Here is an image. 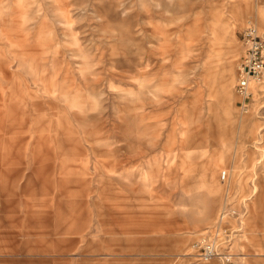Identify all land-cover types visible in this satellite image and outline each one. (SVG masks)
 Instances as JSON below:
<instances>
[{
  "label": "rangeland",
  "instance_id": "rangeland-1",
  "mask_svg": "<svg viewBox=\"0 0 264 264\" xmlns=\"http://www.w3.org/2000/svg\"><path fill=\"white\" fill-rule=\"evenodd\" d=\"M250 24L264 0H0V264H205L228 188L234 264H264Z\"/></svg>",
  "mask_w": 264,
  "mask_h": 264
},
{
  "label": "built area",
  "instance_id": "built-area-1",
  "mask_svg": "<svg viewBox=\"0 0 264 264\" xmlns=\"http://www.w3.org/2000/svg\"><path fill=\"white\" fill-rule=\"evenodd\" d=\"M241 44L244 55L238 64L235 93L247 103L253 94V86L261 83L264 77V34L255 24H250L242 32ZM243 107L246 105L243 104ZM234 197L236 195L228 188L215 223L192 243L190 257L196 262L234 264L237 261L238 255L233 252L234 242L243 230L242 220L248 211L244 205L241 209L236 208L232 203ZM233 220L240 229L230 226Z\"/></svg>",
  "mask_w": 264,
  "mask_h": 264
},
{
  "label": "crops",
  "instance_id": "crops-1",
  "mask_svg": "<svg viewBox=\"0 0 264 264\" xmlns=\"http://www.w3.org/2000/svg\"><path fill=\"white\" fill-rule=\"evenodd\" d=\"M235 18L237 19V20H241V19H243V15L241 14V13H237L236 15H235ZM254 92H255V89H254ZM256 190V189H255Z\"/></svg>",
  "mask_w": 264,
  "mask_h": 264
},
{
  "label": "bare ground",
  "instance_id": "bare-ground-1",
  "mask_svg": "<svg viewBox=\"0 0 264 264\" xmlns=\"http://www.w3.org/2000/svg\"><path fill=\"white\" fill-rule=\"evenodd\" d=\"M261 83L256 84L255 86H253L254 88L252 89V93H254V89H256V87H258Z\"/></svg>",
  "mask_w": 264,
  "mask_h": 264
}]
</instances>
